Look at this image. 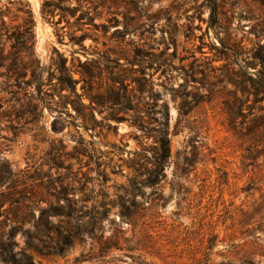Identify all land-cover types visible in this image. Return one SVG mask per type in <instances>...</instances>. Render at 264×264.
<instances>
[{"label": "rangeland", "instance_id": "1", "mask_svg": "<svg viewBox=\"0 0 264 264\" xmlns=\"http://www.w3.org/2000/svg\"><path fill=\"white\" fill-rule=\"evenodd\" d=\"M9 1L28 3L40 65L53 68L54 51L73 69L78 61L87 63L96 76L92 94L101 102L88 130L70 106L71 116L58 117L55 131L56 112L0 109V195L14 200L1 209L0 226L7 232L15 214L25 222L17 232H44L30 241L33 248L18 233L15 250L23 249L35 264H264V124L252 125L254 117L264 120V110L257 109L264 102L241 107L234 98L241 99L247 76L264 75V0L84 1L98 16L95 23L109 25L105 35L55 24L57 17L41 15L42 0H0V8L11 12L7 22L18 14L16 24L22 15ZM211 2L217 23L208 18ZM82 33L89 35L84 48L69 39ZM156 60L165 65L147 68ZM143 71L156 108L165 104L168 110L170 154L156 186L145 185L142 176L132 190L127 160L152 139L143 140L131 126L132 112L109 102L108 84L118 78L129 90ZM2 82L0 77V97L8 98ZM76 90L81 93L80 84ZM141 98L142 105L146 93ZM65 199L76 212L44 214L48 224L36 229L41 210L66 211ZM122 204L131 220L120 215ZM56 232L83 233L67 246ZM116 232L120 249L101 253L100 243Z\"/></svg>", "mask_w": 264, "mask_h": 264}, {"label": "trees", "instance_id": "2", "mask_svg": "<svg viewBox=\"0 0 264 264\" xmlns=\"http://www.w3.org/2000/svg\"><path fill=\"white\" fill-rule=\"evenodd\" d=\"M72 1H75V4ZM84 1L91 2L90 0H42L41 15L48 20L57 17L55 24H60L64 21L66 25L74 26L78 30L82 28L95 31L101 29L103 35H105L109 25L95 23V19L98 16L91 14L89 8L82 6ZM103 3L111 5L113 0H103ZM8 4H16V12L22 15L20 16L21 21L13 24V21H16L19 15L14 14L7 22L5 17H8L11 12L6 6L4 9L0 8V77L3 78L1 92L9 94L8 98L0 97V109L4 105H8L11 110H15L18 105L20 110L35 116L41 114L43 109L51 113L56 112L57 118L52 121V130L55 131L59 129L56 127L58 117L62 114L71 116L68 112V106H70L75 115L82 118L84 130L93 128L96 123L93 114L96 108L101 105V102H99L97 95L92 94L96 76H94L89 65L78 61L77 68L73 69L72 62L68 66L67 58L54 51L56 59L52 60L53 68L42 67L34 55V24L28 3L9 1ZM106 7L109 10V6ZM95 8L93 5V9ZM208 9L210 22L217 23L218 12L215 3L211 2L208 5ZM107 21L110 23L109 19ZM86 37H89V35L82 33L79 36H70L69 39L71 43L78 44L81 48H84L82 42ZM156 61L155 67H153L154 64L149 63L147 68L158 71L165 65L164 61ZM45 73L47 74L44 75ZM74 74L78 75L77 79L73 77ZM142 75L141 78H133L131 80L134 86L129 90L123 87V82L118 80V78H112L108 84L109 102L113 106H120L124 111L132 112L131 126L136 127L140 131L143 140L152 139L151 146H142V151L132 152L133 158H128L127 160L128 166L133 171V176L129 179L132 190L138 189V185L141 184L138 179L142 176H145L143 181L145 185L156 186L164 176V164L170 154L167 107L163 104L160 108H156L155 95H153L150 82L145 79L144 71ZM78 84H80L81 93L76 90ZM143 93H146L147 101L141 105L140 101L143 100L141 94ZM241 93V99L234 97L239 106L242 107L247 102H251L253 105L262 104L264 102V75H261L260 79L247 76L243 81ZM55 97H57V100H55ZM84 99H87L88 102L85 103ZM246 107L251 111L253 110L250 105H246ZM257 109L258 111L264 110V106H258ZM7 113L9 111L4 112V114ZM186 114L187 111L185 109H179V117H184ZM110 119L119 121L113 116H110ZM152 122L156 123L155 127H150ZM252 122L253 129H255L261 123L264 124L263 116L254 117ZM252 132L254 133V130ZM148 153L150 154L147 156ZM140 159L144 160L140 163ZM147 165H150V167H147ZM0 196L3 198V200H0L1 216L5 212V210H1L5 202L11 205L14 200L2 193ZM64 201L66 202V211L62 212L56 207L49 212L46 209H42L40 218L34 224L35 228L37 229L39 226L46 227L48 222L44 216L48 213L47 217H55L61 214L69 217L74 214L76 210L72 201L69 199ZM120 208V215L131 220L133 217L132 212H129L128 208L123 204L120 205ZM18 219L14 214L12 220H10L7 232L0 226L1 264H35L32 257L27 255L23 249L15 250L17 247L15 237L18 233L26 237L28 243H30L27 244L28 247L33 248L35 246H31L33 244L30 241L38 239L37 237L44 232H17L20 229L18 223H25L24 220ZM56 233L62 237L65 245L68 246L83 232ZM101 239L102 233L97 238V241L100 243ZM118 239L119 235L116 232L105 242L100 243V252L107 253L111 250L120 249L117 244ZM132 249L130 247L127 248L128 251ZM241 264H255V262L252 259H246Z\"/></svg>", "mask_w": 264, "mask_h": 264}]
</instances>
